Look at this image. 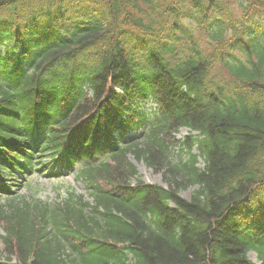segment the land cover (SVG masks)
Wrapping results in <instances>:
<instances>
[{"label": "trees", "instance_id": "1", "mask_svg": "<svg viewBox=\"0 0 264 264\" xmlns=\"http://www.w3.org/2000/svg\"><path fill=\"white\" fill-rule=\"evenodd\" d=\"M2 45L0 264H264V0H0ZM48 161L91 200L1 184Z\"/></svg>", "mask_w": 264, "mask_h": 264}, {"label": "rangeland", "instance_id": "2", "mask_svg": "<svg viewBox=\"0 0 264 264\" xmlns=\"http://www.w3.org/2000/svg\"><path fill=\"white\" fill-rule=\"evenodd\" d=\"M190 131L186 128L182 129L180 133L176 135L177 141H184L189 136ZM197 152V150H195ZM170 159H172V163H176L178 160V155L180 153V147L172 146L169 151ZM183 160L186 161L188 159L187 155H183ZM130 161H132L138 168L139 175L142 179L148 184L154 185H163L168 187V184L164 181V176L162 173L156 172L155 170L148 168L144 162L138 163L134 158L129 157ZM200 167H204L203 160L200 161ZM60 169V167H59ZM52 172V168L49 169V174ZM63 176L61 177H52L48 178L47 176H41L36 172L32 176L29 177L30 184L28 187H12V189H17L18 194L25 197H40L42 196L44 199L48 200L50 203H57L64 196L63 192L68 188H74L77 194L84 195L88 200H90L89 195L87 194V190L82 181L77 180L74 174H68L65 170H63ZM28 177V176H27ZM8 184H13V179L17 181L16 177H5ZM192 189L189 190H181V196L189 199L191 196ZM1 231V229H0ZM2 232V231H1ZM2 245L0 244V259L1 257ZM249 257L252 261L258 262V257L255 253H250Z\"/></svg>", "mask_w": 264, "mask_h": 264}]
</instances>
